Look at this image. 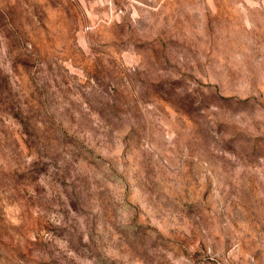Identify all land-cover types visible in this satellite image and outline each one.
Listing matches in <instances>:
<instances>
[{
	"label": "rangeland",
	"instance_id": "obj_1",
	"mask_svg": "<svg viewBox=\"0 0 264 264\" xmlns=\"http://www.w3.org/2000/svg\"><path fill=\"white\" fill-rule=\"evenodd\" d=\"M0 264H264V0H0Z\"/></svg>",
	"mask_w": 264,
	"mask_h": 264
}]
</instances>
